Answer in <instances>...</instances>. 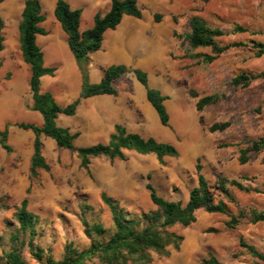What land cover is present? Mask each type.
<instances>
[{"label":"rangeland","instance_id":"374dc122","mask_svg":"<svg viewBox=\"0 0 264 264\" xmlns=\"http://www.w3.org/2000/svg\"><path fill=\"white\" fill-rule=\"evenodd\" d=\"M24 1L0 0L4 37L0 52V129L10 124L7 142L12 148L7 153L0 147V263L4 253L12 249L24 264H43L31 254L28 235L18 230L15 212L23 199L28 200L27 210L37 218L33 245L43 250L42 260L48 256L57 260L63 257L67 245L81 250L91 243L83 233L82 218L90 225L101 224L108 235L113 232L111 214L101 201V193L129 214L156 210L146 189L148 182L164 199L185 204L190 190L197 185L195 163L200 158L202 174L215 200L225 201L231 215L243 217L234 229H229L227 215L199 210L193 224L175 225L171 229L183 238L179 248L169 246L167 254L161 255L151 252L147 264H200L209 255L221 264H264L239 246L242 239L264 255V223L250 222L252 212L264 210V175L254 177V170L264 168L262 156L250 153L246 164L238 161L240 150L250 147L264 127V109L258 103L260 98L264 101V78L252 81L246 88L231 84L232 78L242 72L264 71V55L254 57L252 47V41L264 40V0H137L141 19L124 16L115 30L106 31L100 50L89 54L94 77L100 73V66L129 67V72L114 82L117 96L83 99L74 116H60L56 122L71 133H78L74 142L78 147L106 144L113 125L120 124L128 132L174 145L178 156L165 157L160 165L154 155L126 151L124 161L92 159L86 173L75 153L42 137V155L50 169L39 170L35 178L29 173L33 135L15 125L41 124L40 115L31 110L29 67L23 62L20 49L18 26ZM65 1L82 10L80 32L90 28L94 14H101L110 2ZM38 2L45 17L41 26L47 35H38L36 42L44 66L57 67L54 77L41 79L43 89L53 93L57 103L65 107L79 94L80 72L74 69L67 36L54 17L55 0ZM156 14L161 16L159 22L154 21ZM193 16L223 32L217 40L219 46L235 43L244 46L230 47L211 63L197 57V54L213 55V51L192 49L185 40ZM238 26L246 31L236 32ZM128 31L139 32L137 37L143 42L135 53H122L115 47L119 45L115 41H120L117 36ZM134 68L145 71L149 86L167 97L168 127L160 125L146 101L144 89L132 73ZM94 77H89L91 83H96ZM214 94L220 100L197 112V100ZM222 122H228L229 127L209 132L211 124ZM218 176L236 180L251 191L227 186L234 198L229 202L216 191ZM88 264L99 263L93 260Z\"/></svg>","mask_w":264,"mask_h":264},{"label":"trees","instance_id":"16d2710c","mask_svg":"<svg viewBox=\"0 0 264 264\" xmlns=\"http://www.w3.org/2000/svg\"><path fill=\"white\" fill-rule=\"evenodd\" d=\"M53 14L59 22L61 29L67 36V46L80 71L81 86L78 96L65 107L60 106L54 95L49 91H41L40 82L45 76L54 77L57 67H45L43 54L37 45L38 35L45 36L47 31L41 26L45 17L42 14L38 0H25L21 11V21L19 23V40L23 62L29 67L28 87L31 94V110L37 112L42 123L15 124L19 129L28 131L33 135L32 154L30 157L29 173L32 178L37 177L39 170L49 171V165L42 155V137L53 140L57 147L75 153L79 159V166L86 173H89V165L92 159L105 157L110 161L126 160L125 152L134 151L140 155H154L160 165L164 164L165 157H177V148L170 143L158 142L153 137H143L138 133L128 132L120 124H114L113 130L108 137L106 144L97 143L90 146L78 147L75 139L78 133H71L68 128L60 127L56 120L60 116L72 117L75 115L81 100L98 96H117L114 82L129 72V67L124 64L109 65L102 69V77L96 83L89 80V54L100 50L104 33L108 30H115L121 23L124 16L141 19L142 11L138 7L137 0H110V8L107 13L101 15L95 13L93 24L83 32L79 31L82 10L71 9L65 0H56ZM161 16L154 15V21L159 22ZM190 32L184 38L192 49L211 48L213 55L197 54L208 63L214 61L217 56L230 47L244 46L242 43L219 46L217 40L223 36L219 28L208 27L205 22L193 16L189 20ZM3 22L0 18V52L4 48V37L2 34ZM237 32H245L246 29L238 26ZM254 57L260 58L264 55V43L252 41ZM132 73L137 82L143 87L146 101L154 109L161 126H169V114L164 102L165 95L149 86L147 73L139 68H134ZM264 78V72L249 74L242 72L232 78L231 84L234 87L246 88L257 79ZM193 97H197L192 93ZM220 97L216 94L200 97L195 109L202 112L204 108L217 103ZM10 124L6 123L0 129V147L10 153L11 146L8 144ZM229 127L228 122L213 123L209 126L210 133L224 131ZM264 148V138L253 141L250 147L241 149L238 161L241 165L250 160V153L258 154ZM264 163V157L262 159ZM195 171L197 174V185L193 187L188 195L185 204L180 201H170L159 196L151 183L146 184L151 203L156 210L141 212L139 214H129L119 207L118 203L105 193H101V201L108 208L111 214L113 232L103 228L101 224H89L84 218L81 222L83 233L91 240L87 248L78 249L71 244L67 245L61 259H53L51 256L42 257L43 250L33 245L36 234V216L27 210L28 200L23 199L19 208L15 212V218L19 224V231L28 235V246L31 254L43 264H88L96 260L99 264H147L151 261V252L157 254H167L169 246L179 248L182 236L177 235L171 229L175 225L189 226L196 221V212L203 210L209 214H223L229 217L226 227L234 229L242 218L241 214L233 216L229 213L227 203L222 199L215 200L211 192L207 179L202 174L200 158L196 159ZM149 178V176H147ZM219 195H223L229 202L234 198L227 186L235 187L239 190L251 191L236 180H228L218 176ZM84 214V213H83ZM82 214V216H83ZM250 222L264 223V210L252 212ZM107 238L105 239V236ZM15 241V239H13ZM239 246L247 251L252 257L264 261V255L259 253L253 246L246 244L239 239ZM0 264H24L16 250H9L3 255V262ZM200 264H221L214 256L209 255L201 260ZM253 264H258L255 262Z\"/></svg>","mask_w":264,"mask_h":264},{"label":"crops","instance_id":"0c3cea01","mask_svg":"<svg viewBox=\"0 0 264 264\" xmlns=\"http://www.w3.org/2000/svg\"><path fill=\"white\" fill-rule=\"evenodd\" d=\"M110 1V0H109ZM55 2H56V0H55ZM66 2H68V1H66ZM68 4L70 5V7H71V9H80V8H78V7H72V5L68 2ZM55 6V5H54ZM109 8H110V2L108 3V4H106V6H105V8H104V11H102V13H101V15H104L105 13H107L108 12V10H109ZM123 19V18H122ZM92 24H93V22H92ZM92 26V25H91ZM117 28V27H116ZM149 29H154V27H150ZM142 30V29H141ZM118 32V31H117ZM106 33V32H105ZM105 33H104V35H105ZM139 32H130V31H128V32H126L124 35L122 34V35H119V33H117L119 36H117L118 38H119V42L116 40L115 41V43L116 44H118L119 43V45L118 46H115L117 49H119L120 51L119 52H124V51H128V52H130V53H135V51L136 50H138V49H140L141 47H143V42H141V41H139V39H138V37H137V34H138ZM103 38H104V36H103ZM103 42V41H102ZM260 42H262V43H264V40H261ZM125 53V52H124ZM73 60H74V58H73ZM74 62V61H73ZM76 64V63H75ZM75 64H73L74 65V69L76 70V72L78 73V67H76V65ZM128 64V63H127ZM127 66V65H126ZM105 67L103 66H100L99 67V74L97 75V76H92L91 75V69H92V67H91V65H89V69H88V72H89V77L90 78H96L94 81L95 82H98L100 79H101V77H102V69H104ZM80 72V71H79ZM145 72V71H144ZM264 72V71H263ZM91 75V76H90ZM147 77H148V74H147ZM261 79V78H260ZM257 80H259V79H257ZM257 80H254V83H256L257 82ZM148 83H149V81H148ZM254 88H255V86H254ZM262 87H260V89H261ZM40 89H41V91H43V92H45V91H48V90H45L46 88H44L43 89V81L41 80V82H40ZM53 94V93H52ZM54 95V94H53ZM163 95V94H162ZM105 96H107V95H105ZM32 103V102H31ZM259 105H261L262 106V109H264V101L260 98V100H259ZM164 104H165V102H164ZM41 117V116H40ZM41 123H42V118H41ZM260 138H264V127H263V130L259 133V132H257V135H256V137L254 138V141H258ZM244 149V148H243ZM264 148L262 149V151H260L259 153H258V156H262L261 158L263 159V157H264ZM262 159H261V163H262ZM263 165H264V163H262ZM263 167H261V168H258L257 170H254V177H258V176H261V175H264V172H263Z\"/></svg>","mask_w":264,"mask_h":264}]
</instances>
